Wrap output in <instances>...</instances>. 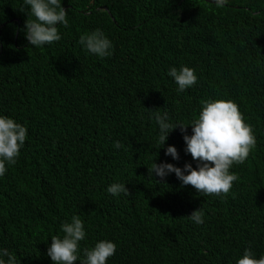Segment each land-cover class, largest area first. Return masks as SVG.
Masks as SVG:
<instances>
[{"label":"trees","instance_id":"16d2710c","mask_svg":"<svg viewBox=\"0 0 264 264\" xmlns=\"http://www.w3.org/2000/svg\"><path fill=\"white\" fill-rule=\"evenodd\" d=\"M62 7L69 23L58 26L61 39L34 47L23 34L33 19L23 0H0V115L27 129L0 177V247L17 264H51V237L77 215L82 249L101 239L116 244L107 264H236L246 247L264 254V0L222 8L207 0H62ZM97 28L112 41L110 57L88 55L78 43ZM181 65L197 75L182 93L167 76ZM216 100L234 102L256 137L245 162L230 169L237 175L230 191L204 196L181 188L174 174L166 184L147 176L155 159L195 167L178 128L165 146L180 160L159 149L147 109L187 124ZM113 182L129 194H107ZM198 208L201 225L187 219Z\"/></svg>","mask_w":264,"mask_h":264},{"label":"clouds","instance_id":"9594fccd","mask_svg":"<svg viewBox=\"0 0 264 264\" xmlns=\"http://www.w3.org/2000/svg\"><path fill=\"white\" fill-rule=\"evenodd\" d=\"M226 3L227 0H214L217 8L224 7ZM23 7L27 8L26 15L33 17L25 21L23 28L29 45L41 47L61 39L58 26L67 28L69 23L62 0H23ZM78 43L88 55L98 58L112 55V41L99 28L81 34ZM167 76L172 78L177 85L176 91L180 93L197 82L194 69L183 65L179 68L169 67ZM156 109H147L146 118L157 126L155 142L159 149L163 148L164 155L170 156L173 161L180 160L175 146H165L169 134L178 128L184 143L183 152L185 155L190 154L195 167L187 161L179 167L168 162L156 163L155 159L151 167L147 168V176L158 184H166V178L174 174L181 188L190 185L196 193L204 196L227 194L237 180V175L230 169L234 164H243L256 145L253 130L243 121L237 105L230 100L204 101L198 117L187 124L174 121L166 110L161 112ZM188 126L191 127L190 135L186 131ZM26 138L25 126L0 115V177L6 174L8 166L15 164ZM113 147L120 149L123 145L120 141H114ZM105 191L112 197L129 194L125 183L121 182L111 183ZM203 217V210L198 208L187 219L201 225L204 223ZM60 230L63 235L52 236L46 249L51 264H74L77 261L79 264H107L108 259L115 254L116 244L106 239L96 241L89 248H81L80 242L85 240L86 231L84 222L77 215L62 222ZM0 264H17L16 256L9 249L0 247ZM236 264H264V254L257 257L246 247L236 259Z\"/></svg>","mask_w":264,"mask_h":264},{"label":"water","instance_id":"95a60500","mask_svg":"<svg viewBox=\"0 0 264 264\" xmlns=\"http://www.w3.org/2000/svg\"><path fill=\"white\" fill-rule=\"evenodd\" d=\"M209 2H211V3H214V0H208Z\"/></svg>","mask_w":264,"mask_h":264}]
</instances>
